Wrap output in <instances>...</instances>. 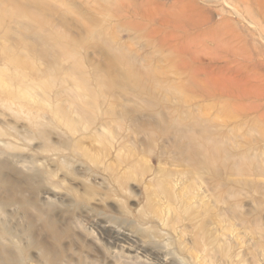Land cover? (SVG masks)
<instances>
[{
	"label": "rangeland",
	"instance_id": "1",
	"mask_svg": "<svg viewBox=\"0 0 264 264\" xmlns=\"http://www.w3.org/2000/svg\"><path fill=\"white\" fill-rule=\"evenodd\" d=\"M0 82V264H264V0H0Z\"/></svg>",
	"mask_w": 264,
	"mask_h": 264
},
{
	"label": "bare ground",
	"instance_id": "2",
	"mask_svg": "<svg viewBox=\"0 0 264 264\" xmlns=\"http://www.w3.org/2000/svg\"><path fill=\"white\" fill-rule=\"evenodd\" d=\"M26 1H29V2H31V0H26ZM65 46V45H64ZM63 51V50H62ZM65 51V50H64ZM17 58V57H16ZM12 59V58H11ZM10 59V60H11ZM19 59V58H18ZM12 61V60H11ZM19 61H21V59L19 60ZM23 61V60H22ZM3 80V79H2ZM107 80V79H106ZM8 81V80H7ZM3 82V81H2ZM2 82H0L1 84L0 85H2ZM7 85V84H6ZM102 86H104V85H102ZM101 86V87H102ZM102 88H104V87H102ZM189 152V151H188ZM207 157H210V160H211V157H212V152H209L208 153V155H207ZM208 159V158H207Z\"/></svg>",
	"mask_w": 264,
	"mask_h": 264
}]
</instances>
